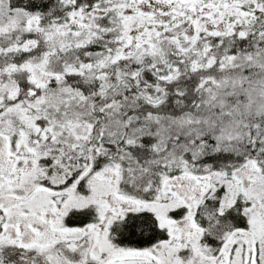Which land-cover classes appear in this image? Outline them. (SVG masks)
<instances>
[{"label": "snow or ice", "instance_id": "snow-or-ice-1", "mask_svg": "<svg viewBox=\"0 0 264 264\" xmlns=\"http://www.w3.org/2000/svg\"><path fill=\"white\" fill-rule=\"evenodd\" d=\"M0 264H264V0H0Z\"/></svg>", "mask_w": 264, "mask_h": 264}]
</instances>
